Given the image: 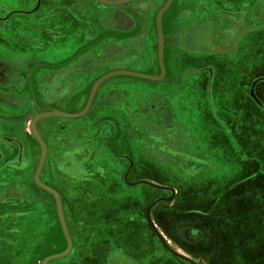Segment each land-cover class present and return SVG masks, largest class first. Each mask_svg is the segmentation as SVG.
<instances>
[{
    "label": "crops",
    "instance_id": "1",
    "mask_svg": "<svg viewBox=\"0 0 264 264\" xmlns=\"http://www.w3.org/2000/svg\"><path fill=\"white\" fill-rule=\"evenodd\" d=\"M0 1V13L36 4ZM132 3L116 16L117 5L100 0H42L38 10L50 17L32 39L17 43L4 29L0 132L26 136L36 159L26 134L30 119L10 106L25 94L35 110L54 112L34 121L51 144L39 175L66 194L77 179L73 187L82 193L73 194L68 210L77 245L87 253L76 263L102 264L105 242L130 264H264V0H171L162 21L166 3L158 16L164 69L157 66L151 16L144 30L143 13ZM64 5L69 17L59 9ZM146 6L150 13L159 8ZM4 24L13 22L6 17ZM120 34L134 40L120 51L129 62L94 67L105 53L101 43L124 45ZM56 71L70 74L56 83ZM113 71L125 72L97 83ZM47 122L55 123L53 131ZM85 174L100 183L96 193L82 189ZM57 215L49 202L48 225L34 227L33 236L63 239ZM8 235L22 236L16 246L31 247L27 231Z\"/></svg>",
    "mask_w": 264,
    "mask_h": 264
},
{
    "label": "flooded vegetation",
    "instance_id": "2",
    "mask_svg": "<svg viewBox=\"0 0 264 264\" xmlns=\"http://www.w3.org/2000/svg\"><path fill=\"white\" fill-rule=\"evenodd\" d=\"M35 1H36V4L31 5L29 8H25L23 5L20 8L11 9L10 12L0 13V28H2V30H0V33L4 32L3 31L4 29H7L5 33L7 34V31L9 30V34L12 35L14 41H16L17 43H20L24 41L23 39L25 40L28 38L32 39L33 34H36V32H41L44 29V27L41 24V20L44 17H50V15H48L50 13L44 14L43 12H40L38 10V6L40 5L42 0H35ZM61 1L64 2V4L66 2H69V0H61ZM170 1L171 0H149L147 4H145V5H148L146 7H150V9H154L155 5H159L158 6L159 8H157V11H152V13H150L148 12L147 9L144 8L145 7L144 4L141 5L140 1L127 0L123 2L122 4H118L117 5L118 8L115 11L116 16H117L118 12H124L122 11L124 10L122 9L124 8L122 5L127 6L128 4L135 2V3H132L130 7H132V9L136 11L139 10L143 13L141 17L144 18L143 20L144 30L146 29V27H148L150 16H151V20L153 22V29L155 28L154 30H155V35L157 39V66L159 67V69L161 68V62L158 56V52H159L158 38H157L158 23H159L158 16H159L160 9L163 6H165L166 3H169ZM2 4L3 3L0 1V11L2 9H5L4 6H2ZM64 7L65 8L59 7V9L60 11H63L65 9L66 11L64 10L63 14H65L64 16L69 17L71 14L70 9L66 5H64ZM171 10H172L171 4L169 3L168 7L166 6L164 8V11H162L161 13L162 21H163L164 15H167L168 13H170ZM129 15L132 20V23H134L133 16L131 14ZM111 16H112V13H111ZM6 17L10 18L13 24L10 25V27L4 28L3 27L5 25L4 19H6ZM119 36H121V38H116V39L120 40L121 42H124V45L121 46V45L115 44L116 46L115 49H112V47L108 48L109 46L108 43H105V44L101 43L103 44L105 53L101 57L97 58V60L93 61L92 65L94 67L101 66L102 64H105V63L109 65H115V64H120V63L122 64L125 62L127 63L129 62L130 58L124 57L123 53H121L120 51L124 50V48L128 46L129 44H133L134 40L132 38L127 37V35L122 36L120 34L118 35V37ZM56 72L57 73L54 74L56 83L62 82V79H64L63 77L64 75L62 74H66V76H69L70 74V73L68 74V72H65V71H63L62 73H59L58 71ZM81 73L86 75L87 72L83 71ZM84 79L85 78L83 77V80ZM30 99L31 98L29 97V95L24 94L23 96L20 97L19 103L15 105L13 104V106H10L11 110L9 111L13 113L14 107H15L16 110L17 109L21 110L22 113L20 114V117L24 115L25 119L26 118L30 119V122H29L30 128L28 127L29 130L26 129V132H27L26 134L28 135V137H30L33 140V143L36 146L37 158L35 159L34 155L31 153L30 144L26 136H22L20 135V133H17L16 131H9V133L0 132V216H1L0 220L2 221V224L0 225L3 226V231H9V230L27 231L28 239L31 242L30 252L33 251L35 253L36 250H38L39 248L41 247L45 248L46 246L44 247V245L46 244V242H49L50 246H55L57 242L55 236L53 237L52 235L51 237H46V238L40 237V235L33 236L34 227L40 228L43 225H48V223L44 224V221H43V216L45 217L47 214V204L49 202L52 204L53 208L55 209L56 215H57V208H56V199L54 195L51 192L49 193L47 191H42V189H40L41 186L38 184L36 177H35L36 171L38 169V165L41 159V155H42V145L39 139L37 138L36 134L34 133V131L31 129V123H32L33 118L37 114L45 113L46 111L44 112V110H42L39 112L35 110L37 109V107L36 105L33 104V102ZM2 114H4V111L3 109H0V117ZM14 115L16 116V114ZM13 118L11 117V119H9L8 121V124L10 125V127H12L16 121ZM102 123L103 122H100V125H102ZM45 126H46L45 127L46 129L48 130L51 129L53 131L56 125L55 123L51 124L50 122H47L45 123ZM1 127H2V124L0 123V129ZM102 127L105 128L106 130L108 125L103 124ZM34 128L36 129V131L39 133L40 137L44 141L45 146H46V152H47L51 144L46 141L43 131H41V129L39 128L38 121L36 122V126L34 125ZM45 157H46V154H45ZM87 157H89L88 154L85 155L84 160H86ZM46 160L47 162L49 161L47 157H46ZM46 160L43 161L44 164ZM85 163H88L87 160L85 161ZM42 166L44 165L42 164ZM76 168L78 170V167ZM83 171H87V170H83ZM10 172H13V174H9ZM76 178L80 179V176H77ZM39 179L42 182L40 175H39ZM71 180L73 179L71 178ZM75 180L74 182H69L68 185H72V187L70 186L69 188L70 190L68 191L67 194L66 192H63L57 189L54 185L52 184L50 185L54 187L55 189H57L58 192H60L62 196L61 200L63 202L64 216L66 219L68 231L72 239V250L66 256H69L70 259L74 261V263H76L75 262L76 258L78 257L84 258L86 257L85 255L87 253V251L84 248H79L81 241L78 239L79 236L77 237V235H75V232L73 230V226L71 223V219H70L71 212L70 210H68V209H71L70 206L72 204L70 201V198H72L73 200L75 197L73 194L77 195L79 193H82V191L76 192L77 187L76 186L73 187L74 184L76 185ZM81 181H82L81 187L82 189H84L85 192H87V194L90 195V194L96 193L93 189L94 186L98 184L95 176H93L92 174H85L83 175ZM98 185H100V183ZM34 187H36L37 189L35 190ZM102 194L104 195L106 194V192H102ZM23 216H27V220L26 222L24 221L23 223H20L19 219ZM60 227H61V236L63 237V240L65 242L64 247L66 248L67 239L63 232L61 222H60ZM79 232H80L79 233L80 236H83V233L81 232L80 229H79ZM103 240L105 241L106 239H103ZM78 243L79 245H77ZM93 243L94 245H96L97 240H94ZM103 243H104L103 245L104 247L100 248V251H99V254H101L100 257L105 259L104 262H102V264L104 263L106 264H130L128 262L123 261L122 255L115 254L114 250L111 247H108L105 244V242ZM9 264H12V263H9Z\"/></svg>",
    "mask_w": 264,
    "mask_h": 264
},
{
    "label": "water",
    "instance_id": "3",
    "mask_svg": "<svg viewBox=\"0 0 264 264\" xmlns=\"http://www.w3.org/2000/svg\"><path fill=\"white\" fill-rule=\"evenodd\" d=\"M100 1L103 2V3H105V4H109V5H112V4L113 5H118V4H122L123 2H125L127 0H100ZM158 47H159V60L161 62L162 69H164L163 61H162L163 36H162L160 21L158 23ZM120 72H125V71H113V72L107 73V74L103 75L102 77H100L99 80L97 81V83L102 82V80H104V79L112 76L113 74L120 73ZM126 73H130V74L137 75V76H142V77H147V78H153V79L160 77V76H151V75L144 74V73H140V72H126ZM58 113H61V114L67 115V116H72V117H77V116H80L82 114V113L69 114V113H62V112H58ZM52 114H54L53 111H51V112H45V113H41V114H37L33 118L32 123H31V129L34 131V133L36 134L37 138L39 139V141L41 142V145H42V155H41V159H40V162H39L38 169L36 171L35 177H36V180H37L38 184L41 187H43L44 189L50 191L54 195V197L56 199L57 213H58V216H59L61 225H62L63 232H64V234L66 236V239H67V247L63 251H61V252H58V253H55V254H51V255L45 257L42 260L41 264H47L48 261H50L52 259L65 256L68 253H70V251L72 250V239H71V236H70V233L68 231L67 224H66V219H65L64 212H63V209H62L60 195H59V193L55 189L47 186L46 184H44L43 182H41L40 179H39V171H40V169L42 167V164H43V161L45 159L46 146H45L44 141L40 137L39 133L34 128V121L37 118H39V117L47 116V115H52Z\"/></svg>",
    "mask_w": 264,
    "mask_h": 264
},
{
    "label": "rangeland",
    "instance_id": "4",
    "mask_svg": "<svg viewBox=\"0 0 264 264\" xmlns=\"http://www.w3.org/2000/svg\"><path fill=\"white\" fill-rule=\"evenodd\" d=\"M126 78L128 80H130L131 77L128 76ZM135 80H133V81H135ZM143 82L146 84H153V86H156L154 84H157V83H152V82L146 81V80ZM160 84L162 86L164 85L163 83H160ZM161 85H159V86H161ZM10 232H13V231H2V232H0V243L2 244L0 246V256H2V258L8 257L9 259H14L18 262V263L13 262V264H41L42 260L45 257H47L51 254L61 252L65 249V247H64L65 243H64L63 239H60V241L58 243H56L55 246H46L45 248L41 247L38 250H36L35 253L33 251L30 252V247L16 246V244L21 243V240H23L21 238L22 236H20L19 239H13V237H10L8 235V233L10 234ZM10 244H14L15 247L11 248L9 246ZM65 256L52 259V260L48 261L47 264H77V263H74V261L72 259H70L69 256H66V257ZM0 264H9V263L4 262V260H1ZM104 264H106V263H104Z\"/></svg>",
    "mask_w": 264,
    "mask_h": 264
}]
</instances>
